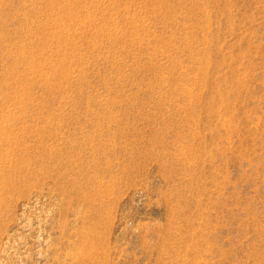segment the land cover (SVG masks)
<instances>
[{"label":"rangeland","instance_id":"obj_1","mask_svg":"<svg viewBox=\"0 0 264 264\" xmlns=\"http://www.w3.org/2000/svg\"><path fill=\"white\" fill-rule=\"evenodd\" d=\"M0 264H264V0H0Z\"/></svg>","mask_w":264,"mask_h":264}]
</instances>
